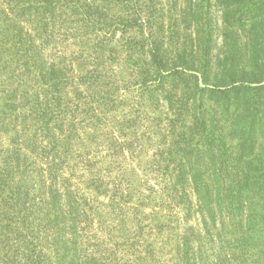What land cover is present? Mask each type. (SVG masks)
Masks as SVG:
<instances>
[{"label":"trees","instance_id":"1","mask_svg":"<svg viewBox=\"0 0 264 264\" xmlns=\"http://www.w3.org/2000/svg\"><path fill=\"white\" fill-rule=\"evenodd\" d=\"M0 264H264V0H0Z\"/></svg>","mask_w":264,"mask_h":264},{"label":"rangeland","instance_id":"2","mask_svg":"<svg viewBox=\"0 0 264 264\" xmlns=\"http://www.w3.org/2000/svg\"><path fill=\"white\" fill-rule=\"evenodd\" d=\"M222 27L221 26V20L219 21L218 25H216V28L214 29V38L212 41V54L215 56H218L220 58H223L225 55V51H226V46H224V38L221 35V31H222ZM251 50L249 52H244V55L247 56L248 60H247V69L248 71H251L252 69H254L252 67V63L254 58L260 54L262 55V53H256L255 49L250 48ZM151 211V210H150ZM163 210H160V212H162ZM166 218L162 219L165 220Z\"/></svg>","mask_w":264,"mask_h":264}]
</instances>
